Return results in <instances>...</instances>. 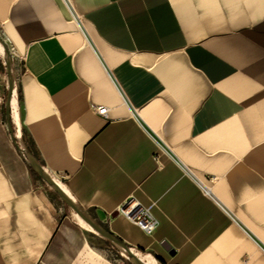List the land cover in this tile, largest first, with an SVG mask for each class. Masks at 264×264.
<instances>
[{"label": "crops", "instance_id": "crops-1", "mask_svg": "<svg viewBox=\"0 0 264 264\" xmlns=\"http://www.w3.org/2000/svg\"><path fill=\"white\" fill-rule=\"evenodd\" d=\"M69 4L0 0L26 150L137 258L264 264V0ZM21 153L0 119V264H134Z\"/></svg>", "mask_w": 264, "mask_h": 264}, {"label": "rangeland", "instance_id": "rangeland-1", "mask_svg": "<svg viewBox=\"0 0 264 264\" xmlns=\"http://www.w3.org/2000/svg\"><path fill=\"white\" fill-rule=\"evenodd\" d=\"M0 36L2 38H4L1 30H0ZM9 51H10V58H7L0 51V119L3 120L5 123L8 120L12 133H14L15 130H16V133H17V131L20 132L23 140L29 144V142L26 138V134L23 130L21 120H20V122L18 120V118H20V112H21L19 93H18V90H19L18 79H19V76H20L21 71H22L21 60H20V57L18 55L14 54V52L10 46H9ZM8 59H9V62H8ZM10 76L13 77V87L12 88H9V85H8L9 84L8 78H10ZM14 115H15V117H14ZM14 121H15V123H14ZM71 209H73V208H71ZM73 212H74V215L76 216V218L83 225H87L82 220V218L77 214V212H75V210ZM104 248L107 250L108 249L112 250L110 248H106V247H104ZM115 249H116V247H115ZM117 252H118V250H117ZM121 255L124 256L122 253H121ZM135 256H137V255L135 254ZM124 257L127 258L126 256H124ZM127 259H129V258H127ZM129 260L131 262H133L134 264H136L133 260H131V259H129ZM157 264H160V263L158 262Z\"/></svg>", "mask_w": 264, "mask_h": 264}, {"label": "bare ground", "instance_id": "bare-ground-1", "mask_svg": "<svg viewBox=\"0 0 264 264\" xmlns=\"http://www.w3.org/2000/svg\"><path fill=\"white\" fill-rule=\"evenodd\" d=\"M7 40L0 36V51L5 55L7 58H10V51L9 46L7 44ZM1 53V54H2ZM5 58V57H4ZM6 58V59H7ZM9 62V59H8ZM9 79V88L13 87V77L10 76ZM12 100V99H11ZM12 103V102H11ZM10 104V103H9ZM15 107V106H14ZM15 109V108H14ZM15 117V115H14ZM17 137V135H16ZM18 138V137H17ZM21 146L23 147V142L18 138ZM26 155L28 157L29 162L37 169V171L42 175V177L46 180V182L59 194V196L68 203L71 207H73L89 224V226L100 236L115 242L116 247L120 250V252L126 256L127 258L133 260L136 264H154V259L152 257H147L148 259L144 258H137L133 255V251L128 247L124 246L120 242L114 240L108 233H106L85 211H83L68 195L67 190L64 186L51 174H49L35 159L34 157L26 151ZM143 255V254H142ZM145 256V255H144ZM147 256V255H146ZM149 256V255H148Z\"/></svg>", "mask_w": 264, "mask_h": 264}, {"label": "built area", "instance_id": "built-area-1", "mask_svg": "<svg viewBox=\"0 0 264 264\" xmlns=\"http://www.w3.org/2000/svg\"><path fill=\"white\" fill-rule=\"evenodd\" d=\"M70 14L73 16V10L71 5L69 4V0H62ZM90 109L98 115L104 116L107 108L103 105H90ZM10 140L12 144L17 147L20 155L23 157L21 151L24 154L23 147L21 146L18 138L16 137V130L14 133L10 135ZM21 149V151H20ZM151 204L146 206L140 205L137 201L126 202L124 206L118 209V212L124 216L126 219L131 221L140 231H142L146 235L152 234L154 228L157 225V219L151 212Z\"/></svg>", "mask_w": 264, "mask_h": 264}, {"label": "water", "instance_id": "water-1", "mask_svg": "<svg viewBox=\"0 0 264 264\" xmlns=\"http://www.w3.org/2000/svg\"><path fill=\"white\" fill-rule=\"evenodd\" d=\"M6 126H7V130H8V133H10V135L12 134V131L10 129V126H9V122L8 120L6 121ZM23 151H24V154H25V157L27 158V155H26V148H25V145L23 144ZM29 152V151H28ZM28 159V158H27ZM31 164V163H30ZM31 166L35 169V167L31 164ZM35 171L37 172V174L40 176V174L38 173V171L35 169ZM41 177V176H40ZM42 178V177H41ZM66 203V202H65ZM68 205V203H66ZM69 206V205H68ZM108 241V240H107ZM110 242V241H109ZM111 243V242H110ZM112 244V243H111ZM114 246V245H113Z\"/></svg>", "mask_w": 264, "mask_h": 264}, {"label": "trees", "instance_id": "trees-1", "mask_svg": "<svg viewBox=\"0 0 264 264\" xmlns=\"http://www.w3.org/2000/svg\"><path fill=\"white\" fill-rule=\"evenodd\" d=\"M18 93H19V100H20V92L18 90ZM26 146L28 147V149L30 148V145L26 142Z\"/></svg>", "mask_w": 264, "mask_h": 264}]
</instances>
